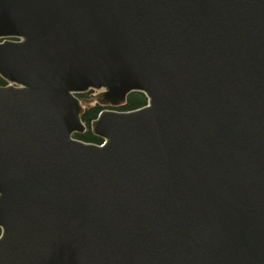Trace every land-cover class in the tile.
I'll list each match as a JSON object with an SVG mask.
<instances>
[{
	"label": "water",
	"instance_id": "water-1",
	"mask_svg": "<svg viewBox=\"0 0 264 264\" xmlns=\"http://www.w3.org/2000/svg\"><path fill=\"white\" fill-rule=\"evenodd\" d=\"M0 74V264H264V0H0Z\"/></svg>",
	"mask_w": 264,
	"mask_h": 264
},
{
	"label": "trees",
	"instance_id": "trees-1",
	"mask_svg": "<svg viewBox=\"0 0 264 264\" xmlns=\"http://www.w3.org/2000/svg\"><path fill=\"white\" fill-rule=\"evenodd\" d=\"M5 82L6 80L0 74V83H5ZM146 101L147 99L142 91L140 90L130 91L126 96V101L115 107L118 109L135 108V107H139V105L146 103ZM99 111L100 109L96 108L95 106L84 107L83 111L81 112L82 113L81 117L86 125V129L83 132L74 133L76 137L92 142L95 141L98 143L102 141V138L100 136L94 134V132L91 131V125H90V121L92 120V118L97 116Z\"/></svg>",
	"mask_w": 264,
	"mask_h": 264
},
{
	"label": "flooded vegetation",
	"instance_id": "flooded-vegetation-1",
	"mask_svg": "<svg viewBox=\"0 0 264 264\" xmlns=\"http://www.w3.org/2000/svg\"><path fill=\"white\" fill-rule=\"evenodd\" d=\"M96 91H98L97 89H92V88H90L89 90H87V91H83V92H79V93H77V96L79 97V98H89L91 95V93L92 92H96ZM91 107V106H95L96 108H98V109H100V110H102L104 107H110V105H106V104H102V105H100L99 103H98V101H95V100H93V102H91V104H86L84 107ZM116 107H117V105H116Z\"/></svg>",
	"mask_w": 264,
	"mask_h": 264
}]
</instances>
